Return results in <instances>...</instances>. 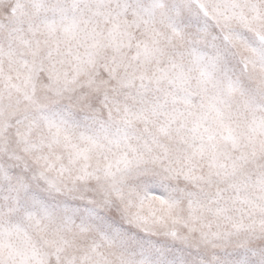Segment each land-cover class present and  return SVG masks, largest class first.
Here are the masks:
<instances>
[{
    "label": "snow or ice",
    "instance_id": "6c2138e0",
    "mask_svg": "<svg viewBox=\"0 0 264 264\" xmlns=\"http://www.w3.org/2000/svg\"><path fill=\"white\" fill-rule=\"evenodd\" d=\"M0 264H264V0H0Z\"/></svg>",
    "mask_w": 264,
    "mask_h": 264
}]
</instances>
